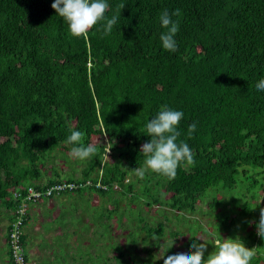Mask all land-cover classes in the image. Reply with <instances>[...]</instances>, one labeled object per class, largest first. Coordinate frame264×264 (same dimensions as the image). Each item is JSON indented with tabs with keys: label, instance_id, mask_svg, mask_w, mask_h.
I'll return each mask as SVG.
<instances>
[{
	"label": "trees",
	"instance_id": "16d2710c",
	"mask_svg": "<svg viewBox=\"0 0 264 264\" xmlns=\"http://www.w3.org/2000/svg\"><path fill=\"white\" fill-rule=\"evenodd\" d=\"M53 2L0 0V203L11 212L3 219L15 221L16 191L24 198L30 187L81 184L71 192L108 203L110 219L99 215L95 222L101 242L113 240L101 264H165L153 261L161 247L162 256L176 247L195 251L190 243H204L198 235L206 233L189 219L198 212L215 220L212 244L239 238L253 249L250 264H264V236L256 228L262 209L256 202L264 199V91L255 88L264 78V0H108L106 15L121 17L113 32L104 35L97 25L78 38L68 35ZM163 10L179 22L175 53L159 39ZM161 105L184 112L180 139L190 141L196 159L183 162L174 178L149 173L140 179L132 170L144 165L140 150L150 139L144 126ZM193 119L198 126L189 135ZM72 130L84 131L85 144L98 148L85 161L73 159V166L81 165L77 177L67 154L72 146L64 143ZM58 152L70 173L53 166L45 176L51 160L60 161ZM127 194L177 215L156 223L138 210L137 216L126 208L120 214ZM114 212L126 227L123 220L116 224ZM174 221L183 232L166 234L165 223ZM6 229L4 256L15 264ZM115 234H126L122 244ZM167 238L178 240L171 246ZM209 241L205 259L218 247ZM21 243L29 264L26 236Z\"/></svg>",
	"mask_w": 264,
	"mask_h": 264
},
{
	"label": "clouds",
	"instance_id": "9594fccd",
	"mask_svg": "<svg viewBox=\"0 0 264 264\" xmlns=\"http://www.w3.org/2000/svg\"><path fill=\"white\" fill-rule=\"evenodd\" d=\"M109 7L108 0H54L51 4L56 16L62 18L67 25L68 35L74 38L88 34L89 30L97 25H99L97 30L102 29L104 35L111 34L121 17L120 14L107 16ZM123 7L122 5L121 9ZM173 15L175 13L170 14L168 10H163L159 15V23L164 29L159 37L161 46L170 53H175L178 49L175 37L180 28L179 22L172 19ZM255 88L258 91H264V78L256 82ZM184 115L182 110L161 105L160 110L147 121L144 126V135L150 139L141 146L140 150L145 157L144 165L132 170L140 179H144L149 173L174 178L178 167L183 162L196 159V153L190 141L180 139L179 125ZM197 126L198 121L193 119L189 124L188 134L194 135ZM85 135L84 131L72 130L64 140V143L72 146L71 155L79 161H85L98 152L97 147L85 144ZM27 220L23 221L21 227L22 236H24L23 226ZM12 223H8L9 231ZM256 228L257 235L264 236V208L260 210ZM156 237L153 235L151 239L157 240ZM174 240L175 238L171 246ZM189 247L195 251L190 252L187 249L167 251L162 256L165 264H250L254 255L253 249L246 248L239 238L220 239L218 247L206 259L204 258L205 243L198 244L193 240Z\"/></svg>",
	"mask_w": 264,
	"mask_h": 264
},
{
	"label": "rangeland",
	"instance_id": "374dc122",
	"mask_svg": "<svg viewBox=\"0 0 264 264\" xmlns=\"http://www.w3.org/2000/svg\"><path fill=\"white\" fill-rule=\"evenodd\" d=\"M94 142L108 145L107 139L103 137H94ZM67 154L69 156L68 157L69 163L71 164L72 167L75 168V176L77 177L80 174L81 165L80 167H78L77 165H75L76 167L73 166L72 162L74 157L71 155V153H67ZM108 156H109V151H106L105 159H108ZM54 157L59 159L60 161L51 160L50 164L47 165L46 168L44 169L45 170L44 175L49 176V174L52 172L51 167L53 166H56V168L64 175L70 173L71 167L66 165L64 158L62 159L60 158L59 152L54 153ZM64 177L65 176L63 177L61 176L62 179ZM129 179H133L135 181L134 176L132 175H130ZM79 185L81 187V184ZM80 187L76 188V190L81 189ZM48 188L46 189L41 188L44 189V191L42 192H45ZM64 193H61V195L54 196L56 204H52V202L50 201H47L46 203L45 201H43V203H45L44 207H40V208L36 207L34 209L38 217L35 218L33 217L31 219H48L45 217L46 214L49 217V219H53L54 224L47 223V224H42V226H47V228L51 230L52 234L55 235V236L52 235L50 238L48 235L45 234V236H47L46 239L48 241L43 239L36 240L34 244L38 242V245L40 244V247L44 248V251L41 253H35L34 255H36L39 258L38 262L43 261L45 262L44 264H51V263L52 264H101L102 262L101 258L104 255L106 247L110 246L109 244H112L113 240L112 241L110 240L108 242V245H104V243L101 242L102 240H100L99 229L98 227H96L98 225L95 222L97 221V219H101V218L110 219L106 216L108 203L106 202V200L99 202L98 197L95 194L87 196L86 194H84V192H82V194L80 195H77L76 192L73 193L64 192ZM130 196L131 195L127 194L125 198H122L120 200V204L118 206L120 214L121 211H123L126 208L129 211H131L132 216L133 215L137 216L135 212H137L138 210V212L143 215L153 216L155 219L153 221L156 223L158 221H162L164 223L165 222L164 219L166 217L168 219H174L173 216L177 215V212L171 211L165 207H162L161 205H154L151 207H147V205H143L145 204L146 200L141 198L140 196L138 199L132 201L130 199L131 198ZM256 203H259L260 206L264 208V199L260 198L259 202ZM202 206L203 203L199 207L202 208ZM99 215H103V217L100 218L98 217ZM114 215L115 212L113 214L112 219H115L117 221L116 224L119 221L125 219V218L119 219V217ZM189 219H196V221H198V223L204 229H206L204 230L206 233L203 232L198 235L200 236L199 237L200 241L205 243L206 241L210 240L209 243L212 244V239H209L208 236L209 234L214 233V230L211 227L215 222L214 218L210 217V215L207 213L198 212L193 216H191V218ZM148 221L150 222V219ZM111 222H113V220ZM156 223H154L155 225L154 227H156ZM116 224L111 223V225H116ZM120 225L126 227V221L123 220L120 223ZM33 226L34 225L31 220L30 222L24 224L23 226L24 233L25 230H27V232L28 231L30 232V234L27 235L28 243H30L32 239L31 232H33ZM164 226H165L166 234L171 233L175 229H178L183 232V229H180V227H182V224L176 221H174L171 224L165 223ZM129 230L131 231L132 229L130 228ZM185 232L186 231H184V233ZM130 233L135 234L136 232L135 231L129 232L128 234ZM56 236L57 238H54ZM124 236H126V234H122V235L115 234L113 236V239L114 241L118 242V244H122L123 240L125 239ZM105 238L107 239V237ZM173 239L174 238H167L169 242H171ZM177 240L178 239L175 238L174 242H177ZM181 240H185V238ZM218 244H219L218 241H213L212 245L218 246ZM31 247L32 246L30 247L27 246V248H31ZM209 247L210 246H208V249ZM176 250L177 251L181 250V248L176 247ZM163 251H164L163 247L157 249L153 261H160L162 259ZM133 253L139 254V249L134 248ZM40 254L46 255V257L45 256L43 257ZM108 256H111V254L109 253ZM1 263L2 262L0 261V264Z\"/></svg>",
	"mask_w": 264,
	"mask_h": 264
},
{
	"label": "built area",
	"instance_id": "2783aa9c",
	"mask_svg": "<svg viewBox=\"0 0 264 264\" xmlns=\"http://www.w3.org/2000/svg\"><path fill=\"white\" fill-rule=\"evenodd\" d=\"M79 187L80 185H76L75 183L57 184L56 186H51L45 192L30 187L27 189V195L24 198H19L20 195L18 191L13 193L14 199H20V204L15 211V221L10 225L8 240L9 250H12L13 252L15 264H24L22 251L23 248L21 243V227L23 221L27 219L30 206L38 204L39 201H43L44 198H51L57 195H61V193H64L66 191L71 192Z\"/></svg>",
	"mask_w": 264,
	"mask_h": 264
},
{
	"label": "crops",
	"instance_id": "0c3cea01",
	"mask_svg": "<svg viewBox=\"0 0 264 264\" xmlns=\"http://www.w3.org/2000/svg\"><path fill=\"white\" fill-rule=\"evenodd\" d=\"M44 201V200H43ZM43 201H41L39 204H36L34 206H30L29 208V214H28V222H30V220L32 221L33 223V232H31V235H32V239H31V242L28 243V247L32 246L31 248H27L26 246V251L28 252V255L30 257V260H31V263L29 264H44L45 262L41 261V262H38V257L36 255H34L35 253H41L44 251V248H41L40 247V244L38 245V242L34 244V242L36 240H39V239H43V240H46V235H48L50 238L51 236L53 235L51 230H49L48 228L45 229L43 228L42 224H47V223H52L53 222V219H49V217L45 214V217L48 218V219H31V218H35V217H38V215L36 214L35 212V208H40V207H44L45 206V203L47 201H50L52 202V204H56V201H55V197H53V199H49V200H45V203H43ZM50 206V205H49ZM5 213H8L7 210L5 209L4 205L3 204H0V216L2 217V219L0 218V261L2 262L1 264H7V259L5 258V250H4V245H5V233H6V227L8 228V221H6V219H3L4 218V214ZM9 215L11 214L8 213ZM39 231V232H38ZM37 232V233H36ZM30 232L27 230H25V233H24V236H26V241H27V235H29ZM55 236V235H53ZM35 237V238H34ZM57 237V236H56ZM55 238V237H54ZM42 255L43 257L46 255H43V254H40ZM53 259V258H52ZM52 264V263H51Z\"/></svg>",
	"mask_w": 264,
	"mask_h": 264
}]
</instances>
